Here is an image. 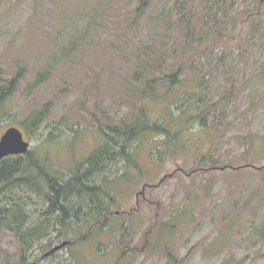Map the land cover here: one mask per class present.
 Listing matches in <instances>:
<instances>
[{
	"label": "rangeland",
	"instance_id": "1",
	"mask_svg": "<svg viewBox=\"0 0 264 264\" xmlns=\"http://www.w3.org/2000/svg\"><path fill=\"white\" fill-rule=\"evenodd\" d=\"M2 92L0 137L42 171L0 184V264H264V2L0 0ZM142 121L165 131L103 159L63 223L45 177Z\"/></svg>",
	"mask_w": 264,
	"mask_h": 264
},
{
	"label": "trees",
	"instance_id": "2",
	"mask_svg": "<svg viewBox=\"0 0 264 264\" xmlns=\"http://www.w3.org/2000/svg\"><path fill=\"white\" fill-rule=\"evenodd\" d=\"M13 81H17L16 79H14ZM5 92H2V94H0V103H3L5 101V99L8 96L7 94H4ZM6 97V98H5ZM148 124H144V122H140L138 124V126L129 128L128 130H125L123 138L124 140L122 141V143L120 145H118V148H120L118 151L120 152H116L114 153L111 152V143L109 142L108 144L104 145L103 147H101L100 149H98L97 151H95L90 157L89 159L86 161V170H84V172H82V174H79L78 172L81 170L82 166H80L78 169H76V175L74 176V178L70 181H68L66 184H60L57 181H55L54 179L51 178H46V183L48 186V189L51 193V195L48 197V201L50 203V207L49 209H51V212H57L60 211L62 214V222L65 223L66 221L69 220V214L68 211L66 210V207L63 206V204H61V199H65L66 197H68V194L70 191H79L78 194H81L80 191L83 190V192L88 193V195H91L92 192L95 194V192L97 193V198L99 197V193L98 190H96V188H89L87 187V185H85V181H87V179L89 177H93V175L100 173L106 166L104 165V161L103 159L107 160L109 159V157L111 156H118L119 158H125L128 161V149L130 148V145L133 141H135L139 136L143 135L144 133H146L147 131H158L161 130L162 132L165 131L163 130L164 128L161 127L159 124L154 123L152 126ZM109 138V137H108ZM113 139V138H111ZM114 143V142H113ZM116 147H117V142H116ZM32 158V154L30 151H28V153L24 156H10L7 157L1 162V167H0V184L1 183H7L5 184L6 186L14 184L15 180H13V177L16 176L15 174L19 173L22 171L23 167H24V162L27 161V164L29 163V161L31 162V164H33L31 166V168L34 169V171H42V168L40 166V164H37L36 162L31 161ZM30 168V170H31ZM38 171V172H39ZM79 187V190H78ZM84 194V193H83ZM99 201V200H98ZM100 202V201H99ZM98 209L100 210V207H98ZM4 212L6 211V215H3L0 211V223L2 224H8L5 225L6 227L10 228L11 225H9L10 223L12 224V221L10 219L9 215V211L8 209H4ZM48 214H49V210H48ZM30 231V230H29ZM28 232V231H27ZM27 233H23L22 234V239H23V244L24 242H26V239H28ZM36 239V238H34Z\"/></svg>",
	"mask_w": 264,
	"mask_h": 264
},
{
	"label": "water",
	"instance_id": "3",
	"mask_svg": "<svg viewBox=\"0 0 264 264\" xmlns=\"http://www.w3.org/2000/svg\"><path fill=\"white\" fill-rule=\"evenodd\" d=\"M264 2V0H260ZM29 151V142L24 139L23 133L16 127L7 128L0 137V160L10 156H24ZM69 242H63L60 245L52 248L43 255L47 258L63 247L67 246Z\"/></svg>",
	"mask_w": 264,
	"mask_h": 264
}]
</instances>
